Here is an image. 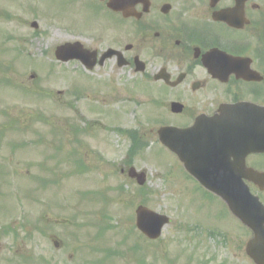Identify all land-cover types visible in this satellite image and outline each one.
<instances>
[{
    "label": "rangeland",
    "instance_id": "obj_1",
    "mask_svg": "<svg viewBox=\"0 0 264 264\" xmlns=\"http://www.w3.org/2000/svg\"><path fill=\"white\" fill-rule=\"evenodd\" d=\"M16 1L0 0L17 10L9 23L0 9V31L13 32L30 56L16 41L0 45V65L15 69L10 77L0 70V264H253L247 230L196 191L159 144L137 77L111 81L57 61L55 46L72 40L61 21L78 16L61 0ZM81 124L75 137L71 126ZM113 127L142 134L132 165L146 171L143 190L119 172L129 139ZM99 190L104 201L92 194ZM140 203L169 217L156 240L135 228Z\"/></svg>",
    "mask_w": 264,
    "mask_h": 264
},
{
    "label": "flooded vegetation",
    "instance_id": "obj_2",
    "mask_svg": "<svg viewBox=\"0 0 264 264\" xmlns=\"http://www.w3.org/2000/svg\"><path fill=\"white\" fill-rule=\"evenodd\" d=\"M61 2L80 19L61 21L78 43L76 65L94 62L92 72L111 81L137 77L160 126L187 128L204 119L227 132L264 133V0ZM11 15L17 19L15 6ZM223 139L207 138L193 156L233 161V151L210 150ZM244 161L264 166V154L247 153Z\"/></svg>",
    "mask_w": 264,
    "mask_h": 264
},
{
    "label": "water",
    "instance_id": "obj_3",
    "mask_svg": "<svg viewBox=\"0 0 264 264\" xmlns=\"http://www.w3.org/2000/svg\"><path fill=\"white\" fill-rule=\"evenodd\" d=\"M66 45L56 47L55 56L59 60L74 58L73 55H65ZM91 67V64L90 66ZM192 130H175L165 127L159 130V139L171 151L177 153L182 159L187 170L193 172L197 179L209 190L221 197L230 211L242 224L247 226L252 237L247 241L245 252L255 264H264V206L256 196L251 195L248 186L242 179L253 182L259 189L264 188V173L246 168L243 161L230 163V166H216L208 173H197L192 171L185 156L177 151L181 149L185 153L190 148V138ZM264 151V149H262ZM209 168V166L207 167ZM205 170V167H204ZM127 174L135 178L138 184H143L145 172H136L133 167L128 168ZM209 175V176H208ZM137 226L149 238H156L160 234L161 227L167 222V218L139 206L136 209ZM55 246L57 243L54 241Z\"/></svg>",
    "mask_w": 264,
    "mask_h": 264
}]
</instances>
